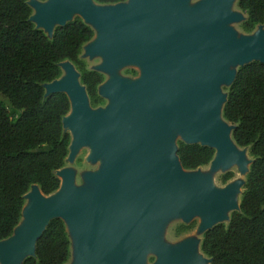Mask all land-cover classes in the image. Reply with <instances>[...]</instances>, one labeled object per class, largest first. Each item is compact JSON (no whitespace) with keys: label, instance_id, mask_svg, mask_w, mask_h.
Returning a JSON list of instances; mask_svg holds the SVG:
<instances>
[{"label":"water","instance_id":"1","mask_svg":"<svg viewBox=\"0 0 264 264\" xmlns=\"http://www.w3.org/2000/svg\"><path fill=\"white\" fill-rule=\"evenodd\" d=\"M229 2L208 0L190 11L181 9L185 0H129L105 8H95L91 0L33 5L30 20L37 29L53 32L55 24L62 27L77 14L97 32L86 48L89 55L104 56L106 70L138 64L142 78L106 83L98 95L111 105L96 111L90 110L71 67L65 77L46 84L45 96L63 93L69 100L62 127L74 138L70 150L90 144L91 159L104 157L103 169L90 177L102 192L74 190L68 172L50 196L33 186L38 189L30 195L31 207L22 210L25 221L0 241V264H22L34 256L37 240L53 219H61L74 236L75 264H143L145 248L155 245L164 217L188 221L198 215L205 232L223 212L239 209L233 203L239 183L214 192L196 177L180 176L183 168L169 135L179 128L181 142L215 151L213 166L235 164L248 172L251 162L246 166L229 142L233 127L219 123L223 98L218 90L234 80L229 64L264 63V31L235 39L224 27L235 20L227 13ZM193 247L161 250L154 264H190Z\"/></svg>","mask_w":264,"mask_h":264},{"label":"trees","instance_id":"2","mask_svg":"<svg viewBox=\"0 0 264 264\" xmlns=\"http://www.w3.org/2000/svg\"><path fill=\"white\" fill-rule=\"evenodd\" d=\"M124 1L94 0L100 5ZM238 7L246 14L244 31L264 27V0H238ZM32 14L28 0H0V241L19 225L24 197L33 186L43 196L59 188L56 172L64 167L70 145L62 119L70 105L63 93L45 96L44 86L61 77L60 64L75 66L92 108L104 104L98 95L103 75L80 59L93 29L74 17L49 37L35 27ZM222 117L233 126L232 140L247 149L251 163L239 209L226 224L205 231L200 248L210 264H264V63L253 61L237 69ZM176 148L184 170L208 165L215 155L200 144L179 141ZM231 178L228 173L224 180ZM69 257L65 224L53 219L37 240L34 256L22 264H65Z\"/></svg>","mask_w":264,"mask_h":264},{"label":"rangeland","instance_id":"3","mask_svg":"<svg viewBox=\"0 0 264 264\" xmlns=\"http://www.w3.org/2000/svg\"><path fill=\"white\" fill-rule=\"evenodd\" d=\"M129 0L124 1V3L128 2ZM208 0H185V5L181 8L183 11H190L198 6L202 5L203 3L207 2ZM47 2V0H28V4L30 5L33 15L36 13V9L33 6L36 4H44ZM91 4L95 6V8H105L110 7L112 5H100L94 2V0H91ZM227 13L231 15L235 20L227 22L225 24V30L230 31L235 39H248L253 38L255 34L259 31H264V27L262 25H256L252 31L246 32L242 29V24L246 19V14L241 11L238 7V0H230L228 6H227ZM74 17H78L77 14H73L70 19H73ZM36 25V23H34ZM57 26V24L54 25V27ZM53 27V29H54ZM90 27L94 31V37L93 39L85 44L82 47L80 59L85 64V67L87 69H91L94 71H98L101 73L104 77V82L98 87V90L101 89L106 83L112 81V80H121L128 83H134L139 81L142 78V69L141 66L138 64H127L122 65L110 70L104 69L105 65V57L102 55H89L87 53L86 48L94 41V39L97 36V32L94 29L93 26L90 25ZM52 29V30H53ZM46 35H52L51 32H44ZM263 47H264V41H263ZM60 68L62 71V75L60 78L65 77V69L68 67H71L76 75L79 76V72L75 68L73 64H71L68 61L62 62L60 64ZM228 70L235 73L237 69L239 68L238 64H229ZM229 87V84L222 83L219 85V96L223 98V102L220 104V114H219V123L227 127L229 129H232V125H230L228 122L225 121V119L222 117V108L226 99L227 95V89ZM45 92L48 93V87L46 85ZM104 104L92 108L90 105V110L96 111V110H105L111 105V100L109 98L103 97ZM89 101V100H88ZM70 134V145L73 143L74 138L70 131H68ZM169 135L173 139V143L176 147L177 142L184 141L183 136L180 133L179 128H173L170 130ZM229 142L234 147L235 151L240 154V157L242 161L247 166L248 163L251 162V159L248 155V151L246 148L238 147L234 141L232 140L231 135L229 134ZM93 153L92 146L90 144L81 145L79 148H77L75 151H71L70 148L68 150V155L66 158V162L64 167L59 170L58 172V178L60 180V185L63 182L62 173L68 172L71 174L72 178V186L73 189L78 190H84L89 193L99 194L102 192L101 188H99L95 183H93L90 180V177L92 175L98 174L104 167V157H99L97 159H91V155ZM213 162V161H212ZM212 162H210L208 165L201 166L195 170H184L180 169L179 174L183 177H196L200 181L204 182L205 186L210 191H222L226 187L239 183V189L233 196V203H235L237 206L240 202V196L243 191V185L245 182V176L246 174H243L240 171V167L238 165H231L228 167H224L222 164L218 167L213 166ZM249 166H247L248 169ZM231 173L232 178L228 181L224 180V177L226 174ZM59 185V188H60ZM35 188H31L28 193L25 195V203L23 209L27 207H31L33 204V201L31 199V194H33ZM38 189V188H37ZM232 213V210L225 211L221 214V218L218 217L216 219V224L224 223L226 224L229 221L230 214ZM24 218L22 217L20 220V223L18 225L21 226L24 222ZM201 222L202 219L200 216L196 215L191 217L188 221H185L182 216H176V215H170L166 216L162 219L161 225L159 227V231L157 233V239L156 243L153 247H147L145 248V257H144V263L143 264H154L158 259V253L161 250H176L183 245H187L189 243H192L194 245L193 252L190 256V264H210L209 259L202 253L200 245L202 241V235L204 231L201 229ZM66 232L68 234L69 240H70V257L67 260L65 264H75L76 263V254H75V239L74 236L71 234V232L68 230V226L65 224ZM15 233V232H14ZM14 233L12 235H14Z\"/></svg>","mask_w":264,"mask_h":264},{"label":"bare ground","instance_id":"4","mask_svg":"<svg viewBox=\"0 0 264 264\" xmlns=\"http://www.w3.org/2000/svg\"><path fill=\"white\" fill-rule=\"evenodd\" d=\"M54 194V193H53Z\"/></svg>","mask_w":264,"mask_h":264}]
</instances>
